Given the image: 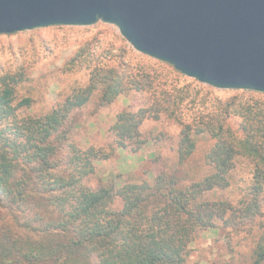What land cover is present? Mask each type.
I'll list each match as a JSON object with an SVG mask.
<instances>
[{
  "label": "trees",
  "instance_id": "16d2710c",
  "mask_svg": "<svg viewBox=\"0 0 264 264\" xmlns=\"http://www.w3.org/2000/svg\"><path fill=\"white\" fill-rule=\"evenodd\" d=\"M83 65L75 56L63 70ZM24 79L23 73L0 76V213L33 211L39 226H24L39 238L0 224V264H184L195 234L213 229L217 222L235 231L257 226L252 264H264V94L242 91L217 101L216 112L198 122L176 118L181 127L178 165L194 153L198 135L214 142L204 155L210 172L201 180L181 186L175 176L162 172L151 184L91 190L84 180L93 174L95 163L107 160L113 151L83 150L69 142L70 115L95 93L99 105L105 106L130 87L142 90L143 84L122 67L94 68L88 83L50 112L21 117L19 109L31 105L29 98L16 102V87ZM162 111L156 102L118 114L109 128L115 149L131 146L138 151L147 143L141 125L158 120ZM230 116L241 120L236 132L225 123ZM238 157L253 164L249 198L236 205L203 201L205 193L228 186ZM116 199L121 203L118 210L112 208Z\"/></svg>",
  "mask_w": 264,
  "mask_h": 264
},
{
  "label": "rangeland",
  "instance_id": "374dc122",
  "mask_svg": "<svg viewBox=\"0 0 264 264\" xmlns=\"http://www.w3.org/2000/svg\"><path fill=\"white\" fill-rule=\"evenodd\" d=\"M75 56L83 67L64 71L66 62ZM103 67H122L144 87L140 91L130 87L126 94L105 106L99 105V94L95 93L83 108L70 115L69 142L83 150L113 151L107 160L95 163L93 174L84 184L91 190L117 189L125 183L151 184L155 176L165 172L175 176L181 186H187L205 177L210 169L204 155L214 142L208 135H198L194 153L178 165L176 150L181 127L177 120L198 122L201 117L216 112L217 101H225L242 91L217 90L184 77L168 64L136 52L114 26L101 21L87 27L51 26L0 35V76L23 73L24 82L16 87V102L23 98L31 100L29 108L19 109L21 117L50 112L74 89L88 83L91 70ZM156 102L163 106L159 119H147L140 127L142 139L147 143L136 152L131 146L115 149L109 128L116 116ZM167 112H172L175 118H169ZM240 121L230 116L225 123L236 132ZM252 177V162L238 157L229 172L228 186L205 193L202 200L231 205L245 201L250 196ZM120 207L116 199L112 208ZM261 208L264 213V192ZM0 224L16 228L24 236L39 238L24 226H39L33 211H3ZM259 234L257 226L235 231L217 222L213 229L195 234L184 264H252L251 254Z\"/></svg>",
  "mask_w": 264,
  "mask_h": 264
},
{
  "label": "water",
  "instance_id": "95a60500",
  "mask_svg": "<svg viewBox=\"0 0 264 264\" xmlns=\"http://www.w3.org/2000/svg\"><path fill=\"white\" fill-rule=\"evenodd\" d=\"M97 21L200 84L264 94V0H0V35Z\"/></svg>",
  "mask_w": 264,
  "mask_h": 264
}]
</instances>
